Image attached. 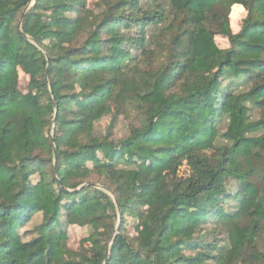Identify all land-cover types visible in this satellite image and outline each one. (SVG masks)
<instances>
[{"label":"trees","instance_id":"16d2710c","mask_svg":"<svg viewBox=\"0 0 264 264\" xmlns=\"http://www.w3.org/2000/svg\"><path fill=\"white\" fill-rule=\"evenodd\" d=\"M250 105L264 110V0H0V264H104L109 247L108 264H264V116ZM129 110L142 124L115 142ZM211 220L225 252L201 233ZM73 227L91 230L77 250Z\"/></svg>","mask_w":264,"mask_h":264},{"label":"rangeland","instance_id":"374dc122","mask_svg":"<svg viewBox=\"0 0 264 264\" xmlns=\"http://www.w3.org/2000/svg\"><path fill=\"white\" fill-rule=\"evenodd\" d=\"M34 2L31 3L30 6L33 5ZM100 4V0H87V9L96 11L98 8V5ZM246 12L241 11L238 6L232 7L231 11V27L234 33H237L240 30L242 20L245 18ZM216 43L221 49H227L229 47V43L225 38L222 36H217L216 37ZM150 65L152 67H156L159 64V57L160 53L158 50H155V53L150 56ZM161 62V60H160ZM29 84H30V77L25 75L23 72L19 71V79H18V89L21 93L26 94L29 92ZM225 85H228V81L225 83ZM244 85H241L239 87H235L234 91L235 92H242L243 91ZM250 117L252 120H259L264 116V110H260L257 107H253L250 105ZM111 116L103 118L101 121L96 123L95 125V130L96 134L98 136H106L108 132V127L111 123ZM142 124V118L141 115L135 110H129L123 115H120L117 117L115 127L112 131V139L115 142L120 141L121 139L125 138L128 136L129 131L132 127L134 126H139ZM54 128H55V123L53 122L51 127H50V136H53L54 134ZM224 131V130H223ZM220 143V141H219ZM188 174V167L183 166L180 169L179 175L180 176H186ZM103 189V188H101ZM105 190V189H104ZM119 223V218H118V211H117V220L115 224V229L113 236L116 232V227ZM137 224V221L131 217H126V224H125V230L126 232L134 236L135 235V226ZM122 225V224H121ZM121 228V226H120ZM223 227L216 226L214 224V221L211 220L208 224H205L201 233L205 238L212 242L211 250H214L216 253L220 252H225L226 250L229 249V244H228V238L227 234L222 230ZM91 233L90 228L85 227V228H80V227H73L69 231V247L73 250H77L80 246L81 241L88 237ZM200 233H198L195 236V239L200 240V237L198 236ZM264 240V237H263ZM264 244L261 243V246ZM110 246V242L108 244ZM211 250H208L210 252ZM184 254L186 256H194L195 251H185ZM208 264H216V261H208Z\"/></svg>","mask_w":264,"mask_h":264},{"label":"water","instance_id":"95a60500","mask_svg":"<svg viewBox=\"0 0 264 264\" xmlns=\"http://www.w3.org/2000/svg\"><path fill=\"white\" fill-rule=\"evenodd\" d=\"M24 16H25V13L23 14V16L21 17L20 19V22H19V29L21 30L22 28V24H23V20H24ZM26 37V36H25ZM27 38V37H26ZM48 60V58H47ZM50 65V62L48 60V64H47V69H46V76L48 74V67ZM56 115H57V111H56ZM55 119H56V116H55ZM55 119H54V122H55ZM52 142H53V138H52ZM54 152H55V149H54ZM55 175H56V178H57V170H56V159H55ZM94 187H98L100 188L99 186L97 185H94ZM114 203L116 205V208H117V211H118V218H119V223L116 227V232L112 238V241L115 239L116 235L119 233V230H120V226H121V219H122V214H121V209H120V206H119V203L116 199H114ZM111 246V245H110ZM109 250H110V247L108 248V252H107V255H106V258H105V262L104 264H108L109 263Z\"/></svg>","mask_w":264,"mask_h":264},{"label":"clouds","instance_id":"9594fccd","mask_svg":"<svg viewBox=\"0 0 264 264\" xmlns=\"http://www.w3.org/2000/svg\"><path fill=\"white\" fill-rule=\"evenodd\" d=\"M238 7L240 8L241 11H244L243 5H239Z\"/></svg>","mask_w":264,"mask_h":264}]
</instances>
